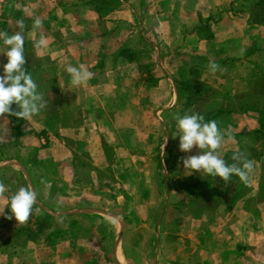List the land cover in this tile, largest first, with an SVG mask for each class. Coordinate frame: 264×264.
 Listing matches in <instances>:
<instances>
[{
    "label": "crops",
    "instance_id": "obj_1",
    "mask_svg": "<svg viewBox=\"0 0 264 264\" xmlns=\"http://www.w3.org/2000/svg\"><path fill=\"white\" fill-rule=\"evenodd\" d=\"M234 1L0 0V31L24 21V68L47 101L14 131L12 115L0 117V264H264V153L250 159L248 183L187 175L180 158L200 150H179L175 119L217 121L230 133L222 158L245 150L241 133L259 130L257 109L245 111L241 97L257 95L264 78V27ZM4 51L0 41V74ZM210 60L226 71L210 73ZM67 64L92 78L72 86ZM131 176L155 202L138 205L136 217L153 215V225L137 226L149 233L136 245L125 211ZM20 187L37 192L34 217L47 225L6 219Z\"/></svg>",
    "mask_w": 264,
    "mask_h": 264
},
{
    "label": "clouds",
    "instance_id": "obj_2",
    "mask_svg": "<svg viewBox=\"0 0 264 264\" xmlns=\"http://www.w3.org/2000/svg\"><path fill=\"white\" fill-rule=\"evenodd\" d=\"M42 23L39 17L35 18L32 30L39 29ZM17 27L20 31L11 35L6 31H0V41L6 48L3 54L7 58V63L3 65V72L0 74V117L8 114L30 120L46 107L47 101L44 100L43 94L37 91L38 85L33 80L31 73L24 68L26 64L25 37L22 33L26 25L22 19L17 21ZM46 45L47 38L41 35L33 46L39 51ZM207 67L212 74L226 71L211 60ZM65 71L71 77L72 86L85 85L93 75L84 65L77 67L67 64ZM13 104L18 106L19 111L12 108ZM175 119L179 136V150L183 153L191 152L194 147L200 150L199 155L180 158L187 175H191L194 171L200 172L214 178L220 177L225 183H229L232 176L235 175L242 182H249L250 174L254 170V161L247 159L240 152L233 153L234 163L229 164L222 158L219 150L225 142V136L229 135L230 137V133L222 130L217 121L205 122V117L199 113L176 116ZM6 191L5 184L0 181V197L4 196ZM37 202L38 197L35 190L31 187H20L9 199L6 207L10 208L11 215L6 216V219L15 218L18 224L26 223ZM4 209L5 207L0 209V215H4Z\"/></svg>",
    "mask_w": 264,
    "mask_h": 264
},
{
    "label": "trees",
    "instance_id": "obj_3",
    "mask_svg": "<svg viewBox=\"0 0 264 264\" xmlns=\"http://www.w3.org/2000/svg\"><path fill=\"white\" fill-rule=\"evenodd\" d=\"M240 2L242 9L241 12L249 15V24L251 26L264 27V0H241ZM258 79L259 90H257V95L250 94V96L241 97L242 108H244L245 111L250 110V108H252V111H255L254 109L256 108L259 115V130L256 134L250 136L241 133L237 137L239 139V145L245 149L244 151L239 152L243 153L247 159L259 158L264 153V78L261 75H258ZM19 120L21 121V118L12 116L13 131L20 125ZM253 146H255V149ZM232 156L233 153H229L224 159L229 164L234 163ZM233 176L235 177V175Z\"/></svg>",
    "mask_w": 264,
    "mask_h": 264
},
{
    "label": "rangeland",
    "instance_id": "obj_4",
    "mask_svg": "<svg viewBox=\"0 0 264 264\" xmlns=\"http://www.w3.org/2000/svg\"><path fill=\"white\" fill-rule=\"evenodd\" d=\"M240 1L241 0H235L234 1L235 8H236V13L242 11L241 5H240L241 4ZM241 13H244V12H241ZM144 172H145V175H142V176H144V178L146 179L147 185L145 187L148 188L149 187L148 186L149 185V182L151 180H153V176H154L153 169L151 170V168L148 167L147 170H144ZM113 179L115 180V177L114 176H113ZM129 179H130V184H131V187H130L131 198H134L135 201L131 200V202H130V204H131L130 209L125 210L127 212L126 219L129 221V229H130V232H131L130 233V237H129L128 240H129L130 243H133V244L136 245L137 244L136 242H137L138 239L142 240L144 238V236L147 233H149L148 230H146L145 233L142 232L143 230L141 228L137 227V226H139V224L140 225L141 224H144V225H146L148 227L149 226L152 227V225H153V217H152L153 215H151L149 217H147V216H144L143 217L142 216V218L141 217H138V216L136 217L135 214H137L138 213V210H139L138 205H140V204H146L151 209V208L154 207L155 202L152 199V195H148V196L145 195V198L143 197V194H142V191H141L143 189L142 186H138V185H136V183L133 184V182H135L137 180V176H131ZM221 190H223V189H221ZM263 190H264V186H263ZM34 213H35V211H33L32 214H31V222L35 226V227H33L34 230L36 228H38L37 226H42L43 227V226L47 225V223H48L47 220L42 219V218H37V217L35 218L34 217ZM50 222H51V220H50ZM99 224L100 223L98 221V225ZM100 233L101 232L99 231V233H98V241L99 242L102 241V239H103V236ZM31 235L37 236V233L31 232V233L27 234V236H31ZM101 251H102V249H99L97 251V254H98L99 257H101V253H100ZM134 253L136 254L137 257L139 256V254H137V252H135V250H134ZM136 256H133L132 257L134 262L137 260V257Z\"/></svg>",
    "mask_w": 264,
    "mask_h": 264
},
{
    "label": "bare ground",
    "instance_id": "obj_5",
    "mask_svg": "<svg viewBox=\"0 0 264 264\" xmlns=\"http://www.w3.org/2000/svg\"><path fill=\"white\" fill-rule=\"evenodd\" d=\"M121 256L119 255V258H120ZM120 262H121V264H125L124 263V261L122 260V259H120Z\"/></svg>",
    "mask_w": 264,
    "mask_h": 264
}]
</instances>
